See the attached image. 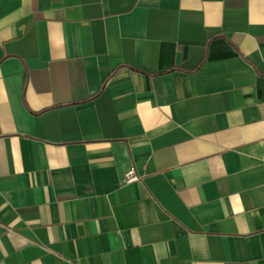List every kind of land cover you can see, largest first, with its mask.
<instances>
[{"label":"crops","instance_id":"obj_1","mask_svg":"<svg viewBox=\"0 0 264 264\" xmlns=\"http://www.w3.org/2000/svg\"><path fill=\"white\" fill-rule=\"evenodd\" d=\"M0 264H264V0H0Z\"/></svg>","mask_w":264,"mask_h":264},{"label":"built area","instance_id":"obj_2","mask_svg":"<svg viewBox=\"0 0 264 264\" xmlns=\"http://www.w3.org/2000/svg\"><path fill=\"white\" fill-rule=\"evenodd\" d=\"M140 178V174L137 173L132 167L129 168L125 174L124 181H134Z\"/></svg>","mask_w":264,"mask_h":264}]
</instances>
